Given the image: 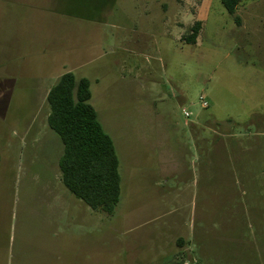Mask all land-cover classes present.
I'll use <instances>...</instances> for the list:
<instances>
[{
  "label": "rangeland",
  "instance_id": "374dc122",
  "mask_svg": "<svg viewBox=\"0 0 264 264\" xmlns=\"http://www.w3.org/2000/svg\"><path fill=\"white\" fill-rule=\"evenodd\" d=\"M108 2L0 0V264H264V0ZM67 72L117 150L111 215L61 180Z\"/></svg>",
  "mask_w": 264,
  "mask_h": 264
},
{
  "label": "trees",
  "instance_id": "16d2710c",
  "mask_svg": "<svg viewBox=\"0 0 264 264\" xmlns=\"http://www.w3.org/2000/svg\"><path fill=\"white\" fill-rule=\"evenodd\" d=\"M107 1L111 6L115 2ZM220 1L228 14L235 15L243 0ZM75 17L102 20L83 14ZM235 21L241 24L239 17ZM201 28V21L195 22L185 38L186 44L197 43ZM91 98V82L87 78L77 79L73 72L61 75L46 98L49 107L47 123L64 146L58 165L66 189L92 210L111 215L121 200L120 160L114 141L103 128Z\"/></svg>",
  "mask_w": 264,
  "mask_h": 264
},
{
  "label": "crops",
  "instance_id": "0c3cea01",
  "mask_svg": "<svg viewBox=\"0 0 264 264\" xmlns=\"http://www.w3.org/2000/svg\"><path fill=\"white\" fill-rule=\"evenodd\" d=\"M89 80V79H88ZM90 81V80H89ZM49 90H50V87H49ZM49 90H48V92H49ZM48 92H47V94H48ZM92 92V91H91ZM92 98H93V95H92ZM92 98H91V101H92ZM90 101V102H91ZM92 104V103H91ZM93 106V105H92ZM94 107V106H93ZM98 114V113H97ZM99 117V116H98ZM100 120V119H99ZM102 124V123H101ZM103 126V125H102ZM103 128H104V126H103ZM113 139V138H112ZM169 183V180L168 179H163V180H161V179H159V180H157V181H154L151 185L155 188V193H156V195L160 198V195L162 194V196H164L163 194L165 193L164 192V190L162 189L161 190V187L160 186H162V185H167ZM169 194V193H168ZM167 194V195H168ZM158 198V199H159ZM175 199H176V195H175ZM169 258V260H171V257H168ZM173 262V261H172ZM173 263H175V262H173ZM173 263H171V264H173Z\"/></svg>",
  "mask_w": 264,
  "mask_h": 264
},
{
  "label": "built area",
  "instance_id": "2783aa9c",
  "mask_svg": "<svg viewBox=\"0 0 264 264\" xmlns=\"http://www.w3.org/2000/svg\"><path fill=\"white\" fill-rule=\"evenodd\" d=\"M201 103L203 107H207L209 105V102L206 99H202ZM184 115L185 117H190V113H188L187 111H184Z\"/></svg>",
  "mask_w": 264,
  "mask_h": 264
}]
</instances>
